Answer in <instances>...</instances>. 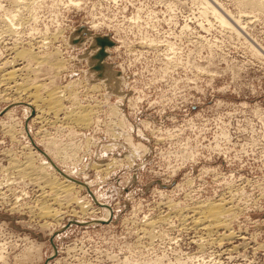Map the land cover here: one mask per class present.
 <instances>
[{
	"label": "rangeland",
	"instance_id": "obj_1",
	"mask_svg": "<svg viewBox=\"0 0 264 264\" xmlns=\"http://www.w3.org/2000/svg\"><path fill=\"white\" fill-rule=\"evenodd\" d=\"M33 84L66 93L35 106ZM48 177L75 184L55 194ZM222 200L232 213L208 235L195 206ZM0 264H264V13L0 0Z\"/></svg>",
	"mask_w": 264,
	"mask_h": 264
},
{
	"label": "bare ground",
	"instance_id": "obj_2",
	"mask_svg": "<svg viewBox=\"0 0 264 264\" xmlns=\"http://www.w3.org/2000/svg\"><path fill=\"white\" fill-rule=\"evenodd\" d=\"M241 1H243V3L245 5L251 7L252 9H255V10H258V11H261V12L264 13V0H241ZM15 56L17 58L24 59L26 61H31V60H34V59L36 60V58H37L35 56V53L31 52L30 50H24V49L23 50H16L15 51ZM40 61H41V63L44 62L46 64H49V66L50 65L51 66L52 65L54 66V64H59L60 63L59 61L57 62L56 60H53L52 58L46 57V56L41 57V60ZM37 62H39V61H37ZM9 72H8L7 76H8V79L10 80V79H13L14 78L15 72L14 71H12L11 73H9ZM7 76H6V78H7ZM24 84H26V83H24ZM24 84H22L23 87L21 85V87L19 88V86H18L19 83H18V85H17L18 87H16V91L19 90L21 92L22 90H25ZM38 86H40V85H34L33 84V86H32L33 91L31 92L32 102L29 103V104H32V105H35V106L38 105L37 102L40 103V102H43L44 101V103L47 105L48 109L54 110L53 107L55 108V106L57 105L58 98L61 97L63 94L66 93V92L64 93V90H61L62 91V94L61 95H57L56 92L50 91V92L47 93V98H43V97L40 96V94L37 91V87ZM59 93H61V92L59 91ZM26 95H29V94H26ZM58 111H59V109H58ZM78 113L79 114L76 115V117L74 118L77 121V123L79 122L80 124H83V125H85L86 123H88V118H89L88 117V113H86L85 111H80ZM40 152H41V154L40 153H38V154H39L41 160L43 161L44 166H46L47 168H50L52 170V172H53L52 174H54V176H56V174L58 175V173L56 172V170L54 168L55 165L53 164V162H49L47 160L49 154L46 151H43V150H40ZM45 156H47V158H45ZM52 160L53 159L51 158V161ZM24 166L28 170H31V168L33 167V166H31L30 159H28V157H27V162H25ZM47 175H49V174L47 173ZM43 176H44V174H43ZM45 180H46V183L48 184V185L47 184L46 185L49 186L50 190H52L53 192H55V194H59V193H61V194H68L72 190V188H73V186L75 184L68 177L63 178V180H61V181L60 180H57L56 177H54V179L48 177ZM204 203H206V202H204ZM81 207H82V205H81ZM195 207H196L195 208V212L198 213V218H196L194 220V225L197 226V227L203 228V230L206 231L207 232L206 234H208V235H210L211 233L213 234V232H215L219 228L226 227V220H225L226 218H225V215L228 214V213H232L231 212L232 209L230 208V206L227 205V203L224 200L219 201V202L207 203V204L199 205V206H195ZM85 209H87V208L85 207ZM82 211H83V207H82ZM57 212L58 211L55 208L51 207V206H46V207H43V208L41 207V209L39 210V214L40 215L45 216V217H51V218L52 217L55 218L58 215Z\"/></svg>",
	"mask_w": 264,
	"mask_h": 264
},
{
	"label": "water",
	"instance_id": "obj_3",
	"mask_svg": "<svg viewBox=\"0 0 264 264\" xmlns=\"http://www.w3.org/2000/svg\"><path fill=\"white\" fill-rule=\"evenodd\" d=\"M102 42H106L107 44L109 43L108 41H106V40H104V41H102ZM39 150V149H38ZM43 154V153H42ZM44 155V154H43ZM54 166V165H53ZM54 168H55V170L57 171V172H59V173H61L60 172V170L56 167V166H54Z\"/></svg>",
	"mask_w": 264,
	"mask_h": 264
}]
</instances>
